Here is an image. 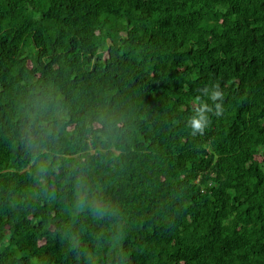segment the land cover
<instances>
[{"label": "trees", "instance_id": "trees-1", "mask_svg": "<svg viewBox=\"0 0 264 264\" xmlns=\"http://www.w3.org/2000/svg\"><path fill=\"white\" fill-rule=\"evenodd\" d=\"M0 264H264V0H0Z\"/></svg>", "mask_w": 264, "mask_h": 264}, {"label": "clouds", "instance_id": "clouds-1", "mask_svg": "<svg viewBox=\"0 0 264 264\" xmlns=\"http://www.w3.org/2000/svg\"><path fill=\"white\" fill-rule=\"evenodd\" d=\"M223 93L220 90H215L211 93V100L216 101L217 99H220L222 101ZM216 115L219 116L222 111L221 104H216ZM212 109L207 106H203L199 109L198 114L193 116L189 120V125L192 129V134L196 135L197 133L202 134L205 130V127L208 124V112H211ZM25 141L31 146L32 139L29 135L26 134Z\"/></svg>", "mask_w": 264, "mask_h": 264}]
</instances>
